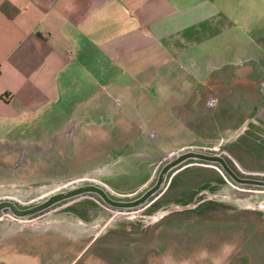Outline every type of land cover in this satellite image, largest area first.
<instances>
[{"label":"crops","instance_id":"crops-1","mask_svg":"<svg viewBox=\"0 0 264 264\" xmlns=\"http://www.w3.org/2000/svg\"><path fill=\"white\" fill-rule=\"evenodd\" d=\"M263 84L264 0H0V139L32 146L22 153L35 164L26 169L33 177H104L118 169L110 162H137L140 156L155 162L162 146L188 142L184 130L206 132L193 136L205 143L232 133L231 143L255 109L264 117ZM150 88L166 89L165 100L176 97L170 119L141 109L137 98ZM35 124L54 131L47 137L14 134ZM157 124L177 127L165 134ZM82 131H91L90 140L103 148L99 162L51 176L49 170H66L62 163ZM133 146L143 149L121 152ZM241 150L231 153L246 158ZM40 235L31 237L51 238ZM16 236L20 242L24 235ZM47 243L39 249L17 245L0 253V264H60ZM133 252L114 251L110 264L156 259L148 249Z\"/></svg>","mask_w":264,"mask_h":264},{"label":"rangeland","instance_id":"rangeland-1","mask_svg":"<svg viewBox=\"0 0 264 264\" xmlns=\"http://www.w3.org/2000/svg\"><path fill=\"white\" fill-rule=\"evenodd\" d=\"M143 94V99L137 98L141 109L156 113L163 121L164 118H169L168 110L177 102L176 97L169 96L168 100H165L168 91L163 88L157 92L154 88L148 91L146 89ZM178 98L180 101L185 99L183 95ZM210 103L214 105V99ZM253 112L261 122L264 121L259 110L255 109ZM262 114L264 115V107ZM226 117L227 114L224 115V118ZM35 125L20 129L14 134H27L32 137L46 134L47 137L54 131L49 127L40 128L38 124ZM175 125L171 124L165 128L157 124V127L161 132L170 134V130L177 127ZM149 126L155 127L153 123ZM4 132L0 131V135ZM184 132L188 142L185 145L162 146V159L190 151L213 155V149L205 146L200 139H193L194 135L206 136V132ZM221 133L226 134L227 131ZM90 136L91 131L80 133V138L77 137V142L71 147L72 154L62 163L66 170L63 173L49 170L51 176L73 175L99 162V155H102L99 152L103 151V148L97 145L96 141H91ZM245 139V136H241L238 143L229 145L224 155L238 169V175L264 180V146L255 142H248L246 146ZM27 143L24 141L20 145H6L0 139V200H16L20 207L37 204L44 195L62 187V180L48 179V172V178L33 177L26 170L35 168L31 161L26 162L22 153L23 149L32 148ZM129 143L130 141H126V144ZM237 147L247 156H243L242 162L235 160L231 153ZM130 149L143 147L122 148L121 152L126 154ZM111 156L114 160L119 158L116 154ZM138 158L137 162H110V169H116L118 166L115 172L110 171V188L106 189L111 199L134 201L156 184L163 166L162 159L148 162L144 157ZM121 167L127 171L120 172ZM148 168L151 171H148ZM151 172L153 174L149 176ZM14 180L17 182H13ZM85 197L94 201L98 199L102 204L101 199L94 194L68 199L34 214L31 217L34 224L14 219L9 216L8 210H4L0 214V253L17 248V245H26L29 249L44 247L43 244L47 242H36L34 239L39 238L31 236L41 237L40 234L48 233L51 238H48L50 240L47 245L53 252L52 256L60 255V264H110V261H114L111 257L114 251H130L133 254V251L139 249H148L149 253L156 256V259L148 258L147 264H264V186L236 183L216 161L188 158L170 170L162 187L145 203L131 208L110 205V217L116 215L117 221L112 222L110 227L99 226L90 229L89 234L93 237L86 235L82 241L53 237L58 235L60 230L70 229L62 224L68 209L66 202L81 201ZM203 198L206 200L200 205ZM177 205L191 207L170 212L171 207ZM122 211L128 215L116 214ZM160 211L167 213L161 219H150ZM40 223L42 226L37 225ZM95 234L100 235L96 237ZM16 235H24L22 241L16 242ZM29 235L31 238L26 241L27 238L24 237ZM138 261L139 258L134 259V262Z\"/></svg>","mask_w":264,"mask_h":264},{"label":"flooded vegetation","instance_id":"flooded-vegetation-1","mask_svg":"<svg viewBox=\"0 0 264 264\" xmlns=\"http://www.w3.org/2000/svg\"><path fill=\"white\" fill-rule=\"evenodd\" d=\"M241 126H244L243 127L244 128L243 131L236 138H234V141L231 142V143H227V141H228V139H230L232 133H230V135L226 138V140L225 139H220V140H216L214 142H206V143L203 141L205 143L204 144L205 146L210 147L211 149H213V152H214L213 154H219L220 156L224 157V159L226 160V162L228 163L230 168L234 171V173L237 172L236 171L237 168L235 166H233L229 162V159L224 155V153H225V151H226V149H227V147L229 145L234 144L235 142L239 141L241 136H245L246 139L244 140V142H246V144L248 142H255L256 144H258L260 146H264V123H262L258 118L248 117L246 119L245 123L243 125H241ZM214 145H215V147L216 146L217 147L215 148ZM232 155L234 156L235 160H239V161L242 162V160H243L242 158L235 157L234 153H232ZM171 157H173V156H171ZM171 157H166V158L161 160V163L163 164V166L160 169L159 175H160L162 169L170 162ZM216 162H218L223 167L225 173H227L230 176L231 180H234L236 183H238L240 185L264 186V185H257V184L247 183V182H240V181L236 180L233 177V175L219 161H216ZM174 167H172V168H170L168 170V172L166 174V177H167L168 173L170 172V170H172ZM244 169H246V168H244ZM236 175H238V174L236 173ZM238 176L241 177V178H247V177H242L240 175H238ZM166 177H165V180H166ZM51 179H56V178H51ZM59 179H60V181L62 180V183L60 184L62 187L54 190V192L69 191V190H71L73 188H76L78 186H81V185H92L93 184V185H96V186H99V187L103 188L105 190V192L108 194L106 189L110 188V176H104V177L100 176V177H98V175L96 176L94 173L93 174L84 173V174H81V175H79L78 177H75V178H59ZM77 179L79 181H77ZM229 182H231V181L229 180ZM231 184L234 185L232 182H231ZM54 192H51V193H54ZM86 194H94V195H96L98 198L101 199L102 204L99 203L98 199H95L96 201H94V200H90L87 197L81 199V201H73L71 203L66 202V203H68L67 204L68 209H66L67 213L64 216V219H62V224H64V226H67V227H70V228L74 227V230H75L76 234H80V235H83V236H86V235L87 236H92V235L89 234V230L90 229L95 228V227H99V226L110 227V224L112 222L117 221V218L115 217L116 215L113 216V217H110V212H112V210L110 209V205L111 204H109L103 198V196L101 194H99L97 192H94V191H85V192H81V193L73 195V196H69V197L64 198L62 200H59V201L55 202L54 204L50 205L49 207H52V206H54L55 204H57L59 202L66 201L68 199H72V198H75V197H80V196H83V195H86ZM45 196L46 195H44L41 198V201L38 202L37 204L41 203ZM201 200H203V201L201 203H199L200 205L203 204V202H205L204 200H206V199L203 198ZM0 201H2V200H0ZM18 204L19 203L16 201V205L19 208H23V209L32 207L34 205H37V204H32V205H29L27 207H20ZM111 206L112 207H116V206H113V205H111ZM49 207H47V208H45V209H43L41 211H44V210L48 209ZM4 210H8V214L10 213V209L9 208H3L1 210V212H0V214ZM41 211H39V212H41ZM173 211H176V210H173ZM173 211H170V212H173ZM116 214L117 215H128V213L124 212V211L116 212ZM33 215H31V216H33ZM75 215H78V216H75ZM151 220H158V219H151ZM87 224H89L90 226L89 225L85 226ZM91 233H94V232H91ZM95 235H96V237H98L100 234H95Z\"/></svg>","mask_w":264,"mask_h":264},{"label":"water","instance_id":"water-1","mask_svg":"<svg viewBox=\"0 0 264 264\" xmlns=\"http://www.w3.org/2000/svg\"><path fill=\"white\" fill-rule=\"evenodd\" d=\"M243 127L241 129L237 130L234 133V135L236 136V135H238V133L242 132L244 129ZM192 157L193 158H202V159L219 161L233 175V177L236 180H238L240 182H247V183H252V184H257V185H264V180L251 179V178H241L238 175H236V173H234V171L230 168V166L228 165V163L226 162L224 157L220 156L219 154L209 155V154H205V153L190 151V152H185V153H179V154L171 157L170 162L162 169L156 184L153 187H151L150 189H148L140 198H138L134 201L113 200L108 196V194L105 192V190L103 188L92 184V185H81V186L73 188L69 191H58V192L50 193L44 197V199L42 200L41 203L34 205L32 207H29V208H25V209L19 208L16 205V200H13V199L10 200L8 198L2 199V201H0V212L3 208H9L10 209L9 216H11L12 218L26 221L28 224L29 223L34 224L35 222L33 220H31V217H32L31 215L49 207L50 205L54 204L55 202H57L59 200H62V199L67 198L69 196H73V195H76V194H79V193L85 192V191H94V192L101 194L103 196V198L109 204L116 206V207H120V208L135 207V206H138V205L145 203L151 195H153L158 189H160L162 187L164 180H165V177H166V174L170 168H172V167L178 165L179 163H181L182 161H184L188 158H192ZM190 207H191L190 205H177V206L171 207L170 211L182 210V209L190 208ZM166 213H167V211L157 212L156 214L151 216V219H160ZM40 224H37V225L42 226V223H40ZM88 225L89 224H87L85 226H88ZM73 231H75L74 227L70 228L68 231H61L60 230V233L62 234V233H68V232H73ZM73 234H76V233H73Z\"/></svg>","mask_w":264,"mask_h":264}]
</instances>
